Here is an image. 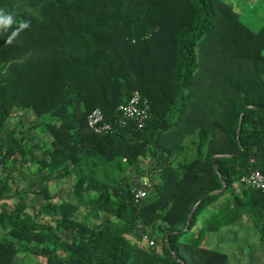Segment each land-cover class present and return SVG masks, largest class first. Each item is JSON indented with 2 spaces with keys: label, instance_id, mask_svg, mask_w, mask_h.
I'll use <instances>...</instances> for the list:
<instances>
[{
  "label": "trees",
  "instance_id": "trees-1",
  "mask_svg": "<svg viewBox=\"0 0 264 264\" xmlns=\"http://www.w3.org/2000/svg\"><path fill=\"white\" fill-rule=\"evenodd\" d=\"M0 13V264H228L204 240L245 219L264 241V192L241 182L264 173V24L226 0H0ZM136 91L141 128L118 110ZM97 107L111 131L90 127ZM70 177L75 200L55 203Z\"/></svg>",
  "mask_w": 264,
  "mask_h": 264
},
{
  "label": "rangeland",
  "instance_id": "rangeland-1",
  "mask_svg": "<svg viewBox=\"0 0 264 264\" xmlns=\"http://www.w3.org/2000/svg\"><path fill=\"white\" fill-rule=\"evenodd\" d=\"M226 1L232 3L235 6V9L239 12L242 19L254 30H259L263 26L264 0H226ZM29 115L30 117L34 116V112L31 111ZM147 161H148L147 158H141L139 162L142 167L147 168L148 167ZM53 190H57V197L54 199L55 203H61L62 201L65 200H73V201L75 200L74 191H73V177L67 178L63 182L55 183ZM1 203L2 201H0V204ZM87 210L88 207H86V205H81L77 213V217L82 218L83 216H85ZM209 211L210 209H207L201 214L199 221L195 226V228L193 229V231H197L200 228V225L202 224L204 217L206 216V214H208ZM39 218L41 220L45 219L43 216H40ZM252 222L253 221L250 219H245L239 224L240 227L243 225L251 227L250 230L246 234H244L243 239H239V240L234 238L230 239L231 245L233 244L235 245V247L239 246V248L237 249L238 251H240L239 249L242 247L241 245H243V253L245 254L247 264L252 263L251 262L252 257L254 256L253 255L250 257V255L254 253L253 247L251 246L253 245L254 247L256 246L257 248L259 247V245H262L259 244L258 242L259 240L255 238L256 234L257 235L260 234L258 224ZM61 235L64 238L72 239L73 232L62 231ZM242 240H244V244H242ZM16 264H35V259L33 256L31 257V255L29 256L26 255V257L24 258L23 257L20 258Z\"/></svg>",
  "mask_w": 264,
  "mask_h": 264
},
{
  "label": "built area",
  "instance_id": "built-area-1",
  "mask_svg": "<svg viewBox=\"0 0 264 264\" xmlns=\"http://www.w3.org/2000/svg\"><path fill=\"white\" fill-rule=\"evenodd\" d=\"M149 104L143 100L139 91L133 93L128 102L119 106L118 110L122 112L125 119L135 121L138 126L144 127L149 118ZM90 127L98 132H109L113 129L114 124L108 121L103 110L99 107L93 109L88 117ZM241 182L249 187L260 189L264 192V173L261 170H254L241 178ZM146 186L147 181H143ZM135 196L137 199H142L147 196V191L144 188L136 189ZM150 245H154V241H149Z\"/></svg>",
  "mask_w": 264,
  "mask_h": 264
},
{
  "label": "crops",
  "instance_id": "crops-1",
  "mask_svg": "<svg viewBox=\"0 0 264 264\" xmlns=\"http://www.w3.org/2000/svg\"><path fill=\"white\" fill-rule=\"evenodd\" d=\"M219 204L213 205L210 210L213 208H217ZM207 215V214H206ZM205 220V217L203 219V222ZM202 222V224H203ZM201 224V225H202ZM200 225V227H201ZM251 227H248L246 225L243 226H226L222 228L219 231L209 232L206 235V238L204 240V244L212 249H218L221 251H224L228 254L229 263L228 264H247L245 254L243 253V245L238 251L237 249L239 246L235 247V245H231L230 239H243L244 234H246ZM255 238L259 240V247L256 248L253 245V252L251 256L252 257V263L250 264H264V241L260 239V234H256ZM242 244H244V240H242ZM256 248V249H255Z\"/></svg>",
  "mask_w": 264,
  "mask_h": 264
},
{
  "label": "water",
  "instance_id": "water-1",
  "mask_svg": "<svg viewBox=\"0 0 264 264\" xmlns=\"http://www.w3.org/2000/svg\"><path fill=\"white\" fill-rule=\"evenodd\" d=\"M247 108H257V106L248 105ZM243 116H244V113L242 114V117H241L240 126H239V130H238V137H240V134H241V127H242ZM216 169L218 170L217 166H216ZM225 188H226V187L224 186L223 188H221L220 190H218V191H216V192H219V193H220V192H223ZM203 198H204V197H203ZM203 198L200 199V200L196 203V205L194 206L193 210L191 211V213H190V215H189V217H188V220H187V225H186V227L184 228L183 232H186V231L189 229V226H190V223H191V218H192V216H193V213L195 212V210L197 209L199 203L201 202V200H203Z\"/></svg>",
  "mask_w": 264,
  "mask_h": 264
},
{
  "label": "clouds",
  "instance_id": "clouds-1",
  "mask_svg": "<svg viewBox=\"0 0 264 264\" xmlns=\"http://www.w3.org/2000/svg\"><path fill=\"white\" fill-rule=\"evenodd\" d=\"M11 21H12L11 16H5L2 13H0V23L10 24Z\"/></svg>",
  "mask_w": 264,
  "mask_h": 264
}]
</instances>
